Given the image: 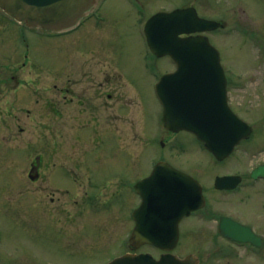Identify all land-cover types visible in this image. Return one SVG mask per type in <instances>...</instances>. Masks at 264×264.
Masks as SVG:
<instances>
[{"label": "rangeland", "instance_id": "1", "mask_svg": "<svg viewBox=\"0 0 264 264\" xmlns=\"http://www.w3.org/2000/svg\"><path fill=\"white\" fill-rule=\"evenodd\" d=\"M188 5L225 24L206 35L219 50L230 105L264 143V0H103L105 20L87 22L85 35L51 39L0 12V79L16 70L0 87V264H103L128 251L139 201L131 185L157 160L190 173L239 170L243 143L215 165L192 134L162 126L154 85L173 62L149 53L143 24ZM83 80L104 81L105 106L95 89L85 103L59 97L70 85L83 91ZM37 155L45 174L33 181Z\"/></svg>", "mask_w": 264, "mask_h": 264}, {"label": "water", "instance_id": "2", "mask_svg": "<svg viewBox=\"0 0 264 264\" xmlns=\"http://www.w3.org/2000/svg\"><path fill=\"white\" fill-rule=\"evenodd\" d=\"M95 3L96 0H0V8L28 26L61 30L74 26ZM219 26L218 21L198 16L196 9L189 6L156 12L147 20L144 31L151 51L157 56L169 55L176 64L155 85L164 127L193 133L222 159L250 134L251 126L228 106L219 51L202 33ZM135 189L142 200L133 212L136 226L129 237L130 246L151 243L162 249L173 248L179 219L202 204L200 184L162 160L148 176L136 182ZM106 264L195 262L172 253L162 254L159 259L149 253H125Z\"/></svg>", "mask_w": 264, "mask_h": 264}, {"label": "flooded vegetation", "instance_id": "3", "mask_svg": "<svg viewBox=\"0 0 264 264\" xmlns=\"http://www.w3.org/2000/svg\"><path fill=\"white\" fill-rule=\"evenodd\" d=\"M56 36L54 34L53 38ZM23 40V58L26 59L29 49L26 38ZM22 65H25V61ZM71 68L73 70L74 66ZM105 76L103 75V78ZM2 78L0 87L8 83V78H16V70ZM81 87L83 91L77 93L78 89L70 85L62 88L65 89L63 96H59L58 91L57 95L62 97L64 102L73 104L76 98L85 103L90 96V90L95 89L99 93V100L103 102L99 107L105 106L107 95L103 80H83L79 84V88ZM37 89L39 90L38 87ZM82 108L85 109L86 106ZM102 110H98L93 116L98 118L96 116L100 115ZM71 111L73 110L68 113ZM243 144L244 149L240 150L238 155L244 158V161L236 164L239 170L227 168L216 172L198 167L194 173L187 172L200 182L204 206L180 219L177 246L181 247V256H191L196 264H264V175H253L257 168H264V143L259 140L258 135L251 134L244 139ZM230 155L221 160L213 155L214 164L224 165ZM39 156L29 162L27 175L33 181L45 174L41 170L43 162ZM225 176L235 178L225 182L221 179ZM234 181H237V184L230 186ZM151 248L155 257L163 253L152 245Z\"/></svg>", "mask_w": 264, "mask_h": 264}, {"label": "bare ground", "instance_id": "4", "mask_svg": "<svg viewBox=\"0 0 264 264\" xmlns=\"http://www.w3.org/2000/svg\"><path fill=\"white\" fill-rule=\"evenodd\" d=\"M82 24H83V23H82ZM82 24H81V25H82ZM81 25H80L77 29H79V28L81 27ZM77 29H76V30H77ZM76 30H75V31H76ZM73 32H74V31H73Z\"/></svg>", "mask_w": 264, "mask_h": 264}]
</instances>
